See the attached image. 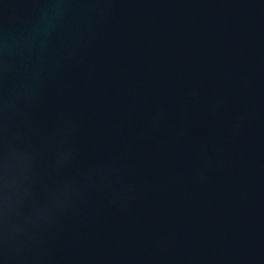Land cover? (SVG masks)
I'll list each match as a JSON object with an SVG mask.
<instances>
[{
  "label": "water",
  "instance_id": "1",
  "mask_svg": "<svg viewBox=\"0 0 264 264\" xmlns=\"http://www.w3.org/2000/svg\"><path fill=\"white\" fill-rule=\"evenodd\" d=\"M0 264H264V0H0Z\"/></svg>",
  "mask_w": 264,
  "mask_h": 264
}]
</instances>
